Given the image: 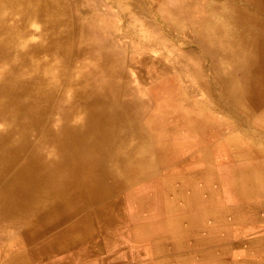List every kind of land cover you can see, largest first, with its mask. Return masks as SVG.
I'll list each match as a JSON object with an SVG mask.
<instances>
[{
	"label": "bare ground",
	"instance_id": "6f19581e",
	"mask_svg": "<svg viewBox=\"0 0 264 264\" xmlns=\"http://www.w3.org/2000/svg\"><path fill=\"white\" fill-rule=\"evenodd\" d=\"M213 1L227 28L216 23L202 31L210 20H191L184 3L183 41L193 46L184 54L198 63V49L207 58L203 85L215 111L236 128L225 135L236 159L213 167L212 176L199 172L198 184L184 194L182 185L193 175L170 170L167 157L186 147H211L200 144L213 132L193 121L216 115L212 108L184 93L168 94L163 106L132 94L123 65L116 64L112 33L99 41L77 24L72 0H0V264H187L200 260L197 255H206L201 260L208 264L217 260L211 248L222 221L264 220V0ZM162 116L168 129L157 126ZM191 135L192 144L182 140ZM156 180L164 186L162 215L137 228L126 202ZM218 191L230 196L228 207L218 206ZM204 218L210 220L200 224ZM128 234L148 240L145 259L118 255ZM231 243L220 251L237 244ZM251 243L264 247V235ZM201 248L209 251L195 254Z\"/></svg>",
	"mask_w": 264,
	"mask_h": 264
},
{
	"label": "rangeland",
	"instance_id": "374dc122",
	"mask_svg": "<svg viewBox=\"0 0 264 264\" xmlns=\"http://www.w3.org/2000/svg\"><path fill=\"white\" fill-rule=\"evenodd\" d=\"M81 1L82 3L84 2L83 5H81L82 4ZM81 1L72 0V4H73L72 13L74 14V16H76L74 21H76L77 24L82 23L83 26L89 27L92 32L97 34L99 41L101 40V37H103L104 35H107L108 33L110 34L112 33L110 37L115 41V44H117V46L115 45L116 47L115 50L118 52L119 55L117 58L118 60H116L117 63L116 62L115 63L118 65H123L122 69L124 70V75L122 77V80L128 86L132 94L136 95L139 99H141L143 102L147 104H152V102L157 101L160 106H163L168 103L167 101L168 94L172 93V94H176V96H180L181 93H184L188 101H196L200 104V106H203V108L210 107L212 108L213 112L216 114L213 116L212 114L206 115L205 118L202 120V122L205 123H202L200 120L193 121L194 123L197 121V124L199 123V126L201 124L202 127L208 128V130H211V132H213L214 135H211L212 133H209L202 140L203 142L199 141V143L202 142L200 145L207 146L212 144L211 147L206 148L207 150L205 149L203 151L199 147L195 148V146L189 148L186 147L174 152L170 157H167L168 161L173 162L169 165L170 170H172L173 172L180 171V173L184 175V177H187L188 175H193V178L185 179L182 185L183 193L185 194L187 191H191L192 187H195L198 184L195 179L199 172L203 171L208 176H212L214 171H216L212 169L213 167H218L219 165H225L226 163L228 164L229 162H233L236 158L232 156L230 157V150L227 148V145L229 143L227 142L226 139L227 136L225 135L231 133L230 131H236V128L231 121L230 123L229 120L226 117H224L222 113H220L221 111L219 113L215 111L217 109L211 103V95H209V92L205 89L203 85V83L209 81L207 58H205L201 53V51L198 49H194L195 54L199 58L198 63L195 60V58L192 57L191 55L186 56V54H184L185 49L192 48L193 46L183 41V39L185 38L184 35L185 25H183V23L180 20L181 13L183 10L182 6H184V3L186 4L188 3L191 20L199 19L201 17L210 20L208 21L207 25L205 24L202 31L212 30L213 25L216 23L217 24L220 23L221 25L223 24L222 27L227 28V25L225 24V21L222 19L221 14L219 12L215 13L214 10L212 9L214 5V1L213 0H168V2L167 0H144V1L143 0H86V1L81 0ZM172 2L173 4H171ZM97 10H99L100 12L99 11L96 12ZM166 16L167 17L169 16L168 20ZM35 28H36L35 35L38 37L42 29L39 25H36ZM90 58L91 57L89 56L88 59ZM90 62L92 64L94 61L90 60ZM193 65H196L201 69L200 75H197L195 73L192 67ZM159 89L162 90L159 91ZM151 91L152 92L154 91L155 94L154 92L151 93ZM169 105L175 106V103L171 102ZM170 111L172 112V114L170 113V116L171 115L175 116L174 110H170ZM213 118H215V120H213ZM224 119L226 121H224ZM176 124L177 122L174 123V125ZM170 125L171 123L166 122L165 117L163 116L157 119V126L159 128L168 129ZM191 136L183 138L182 140L184 142L189 141L190 142L189 144H192V141L196 139V135H191ZM208 137H211L212 139H208ZM212 141L213 143L216 142L217 144L216 146H214V148H213V143H211ZM175 144L179 145V142L175 140ZM205 161L207 162L205 163ZM222 174H224L227 177L228 171L224 170ZM150 188H151V192L149 194ZM163 188H164L163 184L159 180H156L152 185V187L147 186L145 190L142 189H140V191L139 189L136 190V193L140 195V197L136 198L131 203L126 202V210L128 212V215L130 216L128 219L131 218L130 223L137 225V228H139V224L142 227H144V223L146 224L149 223L151 217L158 218L157 215H159V217L162 215L163 207L160 200V193H161L160 191ZM213 189L215 190L216 188ZM153 191L156 193H153ZM157 191L159 192V194ZM217 193H219L218 206L222 208H226V206L228 207V205L231 204L230 196L222 191H218ZM141 198L143 199V201L141 200L142 202L140 201ZM224 198H226L227 201L228 200L229 201L227 202ZM158 205H160V209ZM132 206L135 207V209L137 210L136 214L132 212V208H133ZM143 217L145 218L142 219ZM191 220H192L191 217L181 219V221H183V224H186V222H190ZM209 220H210L209 218H204L201 219L199 223L202 224L204 222H208ZM238 222L240 221H228L227 219L222 221V223H220V226L218 228H215L214 237L216 244L211 249L216 251V253L213 254V256L214 258H217V260L208 261V264H215L214 262H216V264H222V263L225 264V262L230 264L231 263L246 264L245 263L246 261L256 260V259L260 261H264V247L262 246L257 247L255 246V244L252 245L251 243V240L257 238L258 236L260 237L261 234L264 235V220H259L257 222V221H250V219H248L240 224ZM167 228L168 227L164 225V229ZM132 231H139V230H132ZM231 242L237 244L231 248H228L229 250L225 253L226 254L225 255L224 252L220 251V249L223 248L222 247L223 245ZM147 244H148V240H144L143 238L128 234L127 237L124 238V241H122L121 245H119L116 248L117 249L116 251L118 252V255L121 257V259H125L123 261H126L131 257L145 259L144 256L148 255V251H149V245ZM4 245H9V243H5ZM255 248L256 250L257 249L258 250L256 251ZM4 250L5 249L0 244V253H2ZM206 251H209V248L208 250H206V248H201V250L195 252V254L196 253L204 254L206 253ZM121 253L124 254L122 255ZM203 256L205 257L206 255L195 256L196 259H200V260H191L187 258L188 259L187 264H196L197 261H200L202 264L204 263L201 260L203 259ZM170 264H174V262ZM204 264H207V262H205ZM261 264H263V262Z\"/></svg>",
	"mask_w": 264,
	"mask_h": 264
}]
</instances>
